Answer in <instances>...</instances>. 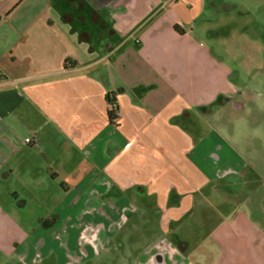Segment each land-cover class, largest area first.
I'll use <instances>...</instances> for the list:
<instances>
[{
	"label": "crops",
	"instance_id": "obj_1",
	"mask_svg": "<svg viewBox=\"0 0 264 264\" xmlns=\"http://www.w3.org/2000/svg\"><path fill=\"white\" fill-rule=\"evenodd\" d=\"M109 4L124 8L92 19L75 0H0V223H16L7 203L24 210L39 190L8 183L48 172L61 198L30 219L36 243L74 230L96 245L123 224H152L159 233L140 264H264V193L247 185L251 146L233 142L230 115L261 96L238 87L197 22L233 3ZM40 192L45 210L51 192ZM230 193L244 199L224 210L216 197Z\"/></svg>",
	"mask_w": 264,
	"mask_h": 264
},
{
	"label": "rangeland",
	"instance_id": "obj_2",
	"mask_svg": "<svg viewBox=\"0 0 264 264\" xmlns=\"http://www.w3.org/2000/svg\"><path fill=\"white\" fill-rule=\"evenodd\" d=\"M218 1L221 7L224 3H233L234 8L214 12L210 19L200 18L197 22L210 26L208 30L203 31V43L235 72L238 87L244 89L252 85L255 87L251 89L253 96H261L259 101L250 98V101L246 102L248 105L245 110L230 114L234 128L231 139L238 149L245 150V147L251 146L253 162L245 172L251 179L247 185L260 196L264 193V0ZM209 8L207 7V10L213 11ZM210 33L218 35L210 36ZM255 105L261 110L256 116ZM256 119L260 121L257 125L253 123ZM32 182L39 190L27 193L29 205L26 209L18 208L14 199L13 204L7 203L4 208L16 223L6 220L0 223V264H140V255L149 247V240L152 241L159 233L156 225L146 227L141 223L137 226L129 223L123 224L117 236L104 239L96 245L79 241L74 230H70V238L67 235L58 237L53 232L48 237L45 236V244L36 243V238L42 231L39 230L36 237L31 238L35 232V224H31L30 219L49 215L61 198L59 194L62 182L45 172L30 179L19 176L9 182L8 187L19 194H25L26 192H22V185H30ZM40 189L51 192L45 210H42L39 204L45 196ZM226 196L224 198L219 194V197H216L219 201L217 205L224 210H228L231 203L240 205L244 199L233 196V193ZM258 197L255 195L254 200ZM235 200L241 201L233 202ZM4 215L6 213L2 216ZM260 231L258 237L262 239L264 229ZM27 235H30L28 240Z\"/></svg>",
	"mask_w": 264,
	"mask_h": 264
},
{
	"label": "flooded vegetation",
	"instance_id": "obj_3",
	"mask_svg": "<svg viewBox=\"0 0 264 264\" xmlns=\"http://www.w3.org/2000/svg\"><path fill=\"white\" fill-rule=\"evenodd\" d=\"M76 4L82 9L81 13L87 12L92 19L103 16L105 18H112V16L124 8L121 5H110L112 0H75ZM111 36L117 35L113 28L107 29Z\"/></svg>",
	"mask_w": 264,
	"mask_h": 264
},
{
	"label": "trees",
	"instance_id": "obj_4",
	"mask_svg": "<svg viewBox=\"0 0 264 264\" xmlns=\"http://www.w3.org/2000/svg\"><path fill=\"white\" fill-rule=\"evenodd\" d=\"M116 92H108L107 98L109 102V115L112 121H115L119 117V106L116 99Z\"/></svg>",
	"mask_w": 264,
	"mask_h": 264
},
{
	"label": "built area",
	"instance_id": "obj_5",
	"mask_svg": "<svg viewBox=\"0 0 264 264\" xmlns=\"http://www.w3.org/2000/svg\"><path fill=\"white\" fill-rule=\"evenodd\" d=\"M26 142H28V143H34V142H36V138L35 137H28V138H26Z\"/></svg>",
	"mask_w": 264,
	"mask_h": 264
}]
</instances>
